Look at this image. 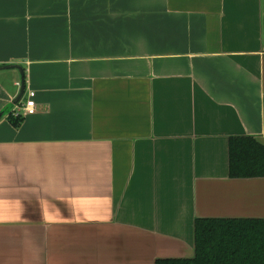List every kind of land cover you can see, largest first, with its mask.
Here are the masks:
<instances>
[{
  "label": "crops",
  "instance_id": "1",
  "mask_svg": "<svg viewBox=\"0 0 264 264\" xmlns=\"http://www.w3.org/2000/svg\"><path fill=\"white\" fill-rule=\"evenodd\" d=\"M0 264H155L202 217L264 218V0H0ZM34 90L37 110L10 115Z\"/></svg>",
  "mask_w": 264,
  "mask_h": 264
},
{
  "label": "trees",
  "instance_id": "2",
  "mask_svg": "<svg viewBox=\"0 0 264 264\" xmlns=\"http://www.w3.org/2000/svg\"><path fill=\"white\" fill-rule=\"evenodd\" d=\"M10 119L19 126L23 117ZM229 154L231 177H264V144L255 136H231ZM155 264H264V218H197L194 256L159 258Z\"/></svg>",
  "mask_w": 264,
  "mask_h": 264
},
{
  "label": "built area",
  "instance_id": "3",
  "mask_svg": "<svg viewBox=\"0 0 264 264\" xmlns=\"http://www.w3.org/2000/svg\"><path fill=\"white\" fill-rule=\"evenodd\" d=\"M28 97L24 103H22L19 107L16 108L15 111L12 112L14 116H25L28 114H33L37 110V104L34 99L36 92L34 90H28Z\"/></svg>",
  "mask_w": 264,
  "mask_h": 264
},
{
  "label": "water",
  "instance_id": "4",
  "mask_svg": "<svg viewBox=\"0 0 264 264\" xmlns=\"http://www.w3.org/2000/svg\"><path fill=\"white\" fill-rule=\"evenodd\" d=\"M7 69V68H17L20 73H21V87H20V91L18 93V95L15 98V102H19L21 100V98L23 97L25 91H26V78H25V70L23 68V66H21L20 64H9V65H4L1 66L0 69Z\"/></svg>",
  "mask_w": 264,
  "mask_h": 264
}]
</instances>
